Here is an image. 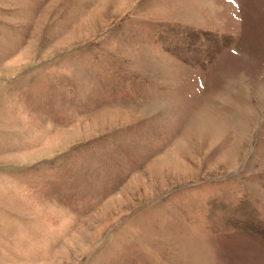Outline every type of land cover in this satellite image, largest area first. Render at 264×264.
I'll return each mask as SVG.
<instances>
[{"label":"rangeland","instance_id":"rangeland-1","mask_svg":"<svg viewBox=\"0 0 264 264\" xmlns=\"http://www.w3.org/2000/svg\"><path fill=\"white\" fill-rule=\"evenodd\" d=\"M0 264H264V0H0Z\"/></svg>","mask_w":264,"mask_h":264}]
</instances>
